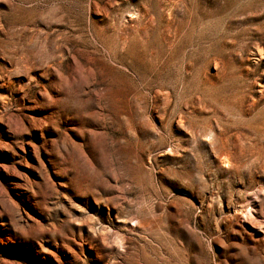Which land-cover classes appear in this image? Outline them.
I'll use <instances>...</instances> for the list:
<instances>
[{
  "label": "rangeland",
  "instance_id": "rangeland-1",
  "mask_svg": "<svg viewBox=\"0 0 264 264\" xmlns=\"http://www.w3.org/2000/svg\"><path fill=\"white\" fill-rule=\"evenodd\" d=\"M0 264H264V0H0Z\"/></svg>",
  "mask_w": 264,
  "mask_h": 264
}]
</instances>
